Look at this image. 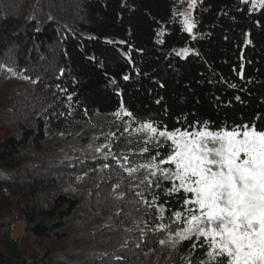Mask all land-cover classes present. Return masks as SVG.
I'll return each instance as SVG.
<instances>
[{"label": "trees", "instance_id": "16d2710c", "mask_svg": "<svg viewBox=\"0 0 264 264\" xmlns=\"http://www.w3.org/2000/svg\"><path fill=\"white\" fill-rule=\"evenodd\" d=\"M187 5L0 0V264H26L30 257L35 264L38 247L45 249L42 264H198L207 249L190 254L192 240L175 250L160 244L168 233L156 226L180 210L177 196L153 190L166 209L158 219L136 195L146 187L147 170L130 175L124 168L146 162L140 149L147 134L136 131L141 121L169 129L210 121L213 131L255 122L264 130V8L197 0L196 28L188 33L180 15ZM184 48L195 51L177 55ZM121 104L134 116L117 119ZM66 145L72 158L55 159ZM101 145H111L112 155L105 156L108 147L96 152ZM144 198L151 200L147 192ZM108 211L104 230H119L122 246L53 256L69 234L78 238ZM18 220L34 242L12 235Z\"/></svg>", "mask_w": 264, "mask_h": 264}, {"label": "snow or ice", "instance_id": "6c2138e0", "mask_svg": "<svg viewBox=\"0 0 264 264\" xmlns=\"http://www.w3.org/2000/svg\"><path fill=\"white\" fill-rule=\"evenodd\" d=\"M186 2L189 9L197 4V0ZM243 2L251 3L250 11L264 8V0ZM180 15L183 30L192 33L196 22L191 11ZM245 43L251 41L246 39ZM194 51L184 48L177 55ZM4 67L0 64V68ZM7 71L17 75L11 67ZM23 79L29 77L23 76ZM113 115L117 119L121 115L134 116L123 104ZM213 127L210 121H195L187 128L172 129L151 119L141 121L136 131L147 134V146L140 149L142 154H148L146 162L125 167L124 171L131 175L139 169L147 170L141 181L146 187L136 195L160 213L157 218L162 221L165 205L153 190L158 189L167 197L177 196L180 210L171 209L170 222L156 226L157 230L168 233L166 239L160 240L161 245L175 250L184 241L192 240L190 254L207 249L198 264H264V130H259L255 122L231 127L225 124L215 131ZM104 147L109 148L105 156L112 155L111 145H101L95 151L100 152ZM123 159L129 163L128 156ZM162 182H169L171 186ZM145 192L151 196L150 201L144 198Z\"/></svg>", "mask_w": 264, "mask_h": 264}, {"label": "rangeland", "instance_id": "374dc122", "mask_svg": "<svg viewBox=\"0 0 264 264\" xmlns=\"http://www.w3.org/2000/svg\"><path fill=\"white\" fill-rule=\"evenodd\" d=\"M192 9L188 8V5L182 9V13H187ZM183 17V16H182ZM193 18V16H192ZM0 75H4L3 72H0ZM1 127V125H0ZM144 133V132H142ZM92 138L88 141L91 142ZM75 149V148H73ZM101 153H98L97 156H101ZM96 157V156H95ZM72 156L68 154V146H62L59 150V153L55 159L57 160H69ZM34 164L37 162L35 160H27L25 164ZM7 172V171H6ZM111 220V212H107L100 220L96 221L90 228L81 229L78 232V238H75L74 234H69L67 239L62 243L65 246L62 250H56L53 253V256L59 255L62 253H73V252H84L88 254H107L114 251L124 244L123 234L119 230H104L105 226L109 224ZM24 222L21 220L16 221L12 226V235L15 236H25L29 242H34L35 238L31 234H27L24 231ZM95 233V237L90 236V234ZM45 249L42 247L35 248L34 254L36 256L35 264H42L44 259ZM33 262V259L30 257L26 264Z\"/></svg>", "mask_w": 264, "mask_h": 264}]
</instances>
